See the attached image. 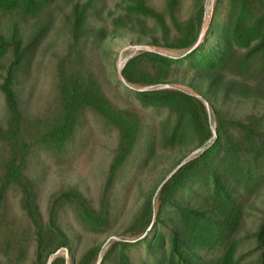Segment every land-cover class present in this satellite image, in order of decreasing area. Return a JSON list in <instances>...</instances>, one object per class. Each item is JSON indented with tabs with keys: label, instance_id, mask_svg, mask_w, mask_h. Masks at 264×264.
Listing matches in <instances>:
<instances>
[{
	"label": "rangeland",
	"instance_id": "obj_1",
	"mask_svg": "<svg viewBox=\"0 0 264 264\" xmlns=\"http://www.w3.org/2000/svg\"><path fill=\"white\" fill-rule=\"evenodd\" d=\"M77 1L85 0H50L36 16L27 17L19 26L22 46L34 36L36 24L47 23L27 59L19 67H11L16 78L13 90L21 114L22 135L26 140L39 135L59 116L56 88V64L59 60L64 61L67 72L91 76L113 107L137 114L139 132L130 154L107 187V169L116 149L118 134L113 125L91 110L82 111L71 139L62 150L56 152L43 144L33 143L23 175L32 186L40 216L38 224L43 230L50 228L48 214L53 209L56 224L67 236L68 245L58 248L46 259L41 257L35 261V226L21 208L19 188L10 185L0 198V264H49L57 257L62 261L56 264H77L90 248L96 249V253L86 264H113L114 253L119 247L116 243L134 240V235L127 228L144 201L150 198L153 221L157 209L156 193L163 178L168 177L179 161L183 163L201 151L191 137L172 147L163 144L162 137L170 129L173 118H168L162 110L142 107L119 75L126 59L139 51L162 52L171 56L179 53L159 46L162 38L155 22L149 17L127 14L121 0H88L84 34L73 42L70 8ZM142 1L160 13L166 24H170L166 0ZM198 1L203 5V14L197 42L203 38L210 23L218 19L212 16L214 0ZM175 2L177 19H185L192 13L194 0ZM12 20H17L15 13H0V33L7 34V26ZM11 61L12 54L7 50L0 58V83ZM223 74L224 84L213 95L206 93L208 77L183 74L178 68L160 87L177 89L202 101L212 135H215L217 125L216 115L256 124L264 133V72L259 79L229 72ZM230 79L234 86L225 90ZM205 95L210 96L213 110L204 100ZM7 117L0 92L1 130L6 127ZM146 141L152 142L148 154H145ZM10 150L8 143L0 141V180L3 163ZM260 172V183L250 190L229 182L242 212L234 231L237 264H258L253 233L264 216V160ZM69 191L77 192L93 213H106L107 223L94 228L81 221L77 217L76 205L60 196ZM203 191L204 187L193 185L178 195L176 202L192 208L203 207L206 203ZM165 213L162 224L171 228L173 223L166 220ZM157 228L167 232L160 224ZM161 251L156 249L154 255L159 256ZM126 252L130 264H154L150 253L140 245L134 244Z\"/></svg>",
	"mask_w": 264,
	"mask_h": 264
},
{
	"label": "trees",
	"instance_id": "obj_2",
	"mask_svg": "<svg viewBox=\"0 0 264 264\" xmlns=\"http://www.w3.org/2000/svg\"><path fill=\"white\" fill-rule=\"evenodd\" d=\"M49 1L0 0V13H15L17 19L7 26L6 35L0 33V58L7 50L12 54L11 66L0 83L8 112L6 127L0 129V141H5L11 148L3 163L0 198L10 185L19 188L21 208L35 226L36 262L41 257L46 259L60 247H67L68 238L56 224L53 209L48 214L50 228L43 230L38 224L40 216L32 186L23 175L30 146L40 143L52 151L62 150L71 139L82 111L91 110L113 125L118 134L116 149L107 169V187L130 154L140 128L137 114L113 107L91 76L67 72L64 61L59 60L56 64L59 116L46 131L29 140L24 138L13 90L16 78L11 67H19L27 59L47 26L44 22L36 24L34 36L21 46L20 24L27 17L36 16ZM121 1L127 14L149 17L155 22L162 38L161 48L179 52L171 56L139 51L124 62L119 71L121 79L142 107L162 110L168 118H173L170 129L162 137L163 144L172 147L191 137L201 151L174 170L179 161L172 168L173 172L163 178L156 193L157 209L153 221L150 198L144 201L127 228L134 235V240L116 243L119 247L114 253L113 264H130L126 251L134 244L149 252L154 264H237L234 231L242 212L229 182L241 184L243 190H250L260 183L264 133L256 124L216 115L217 125L215 135H212L202 101L186 92L160 85L169 80L176 68L197 78L208 77L206 93L210 95L224 84L223 72L259 79L264 72V0H214L212 16L218 19L210 23L198 42L203 14V5L198 0H194L192 13L182 20L175 17V0H166L169 25L160 13L142 0ZM88 6V0L71 5L70 32L73 42L84 34ZM148 86L159 87L146 88ZM233 86L234 81L230 79L224 89ZM209 97L205 95L204 100L213 110ZM146 142L145 154H148L152 142ZM193 185L204 187L206 203L203 207L192 208L176 202L177 196ZM60 196L76 205L77 217L81 221L94 228L107 223V214L90 211L77 192H63ZM56 202L54 200V204ZM165 211L166 220L173 223L171 228L162 224ZM158 224L167 232L158 229ZM253 238L258 251V264H264V216ZM156 249L162 250L159 256L154 255ZM95 253L96 249H88L77 264H86ZM58 261L61 262L62 258L57 257L49 264Z\"/></svg>",
	"mask_w": 264,
	"mask_h": 264
},
{
	"label": "water",
	"instance_id": "obj_3",
	"mask_svg": "<svg viewBox=\"0 0 264 264\" xmlns=\"http://www.w3.org/2000/svg\"><path fill=\"white\" fill-rule=\"evenodd\" d=\"M180 164H182V162H181V163H179V164H178V165L175 167V169H176V168H177V167H178ZM175 169H174V170H175ZM172 172H173V171H172ZM172 172H171V173H172ZM171 173H170V174H171Z\"/></svg>",
	"mask_w": 264,
	"mask_h": 264
},
{
	"label": "built area",
	"instance_id": "obj_4",
	"mask_svg": "<svg viewBox=\"0 0 264 264\" xmlns=\"http://www.w3.org/2000/svg\"><path fill=\"white\" fill-rule=\"evenodd\" d=\"M159 54H163V55H165V53H162V52H159ZM150 88H152V86H150Z\"/></svg>",
	"mask_w": 264,
	"mask_h": 264
}]
</instances>
